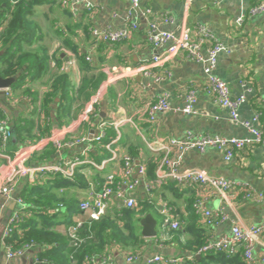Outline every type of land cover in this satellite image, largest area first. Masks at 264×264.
Listing matches in <instances>:
<instances>
[{
  "label": "crops",
  "instance_id": "crops-1",
  "mask_svg": "<svg viewBox=\"0 0 264 264\" xmlns=\"http://www.w3.org/2000/svg\"><path fill=\"white\" fill-rule=\"evenodd\" d=\"M92 1L94 6L91 9L85 2H78L74 5L75 12L61 5V0H49L33 8L29 20L36 29L32 43L25 44L24 49L36 55L43 65L36 75L26 77L25 87H31L36 95H25L21 90L14 93L11 88L10 95L0 91V109L6 114L11 127L13 119L32 117L36 123L34 132H46L44 134L47 135L43 134L36 143V151L44 152L54 147L48 160L36 159L35 151L26 161L28 166L65 162L88 148L86 157L90 162L77 166V169L84 174L90 186L98 173L104 178L109 173L121 177L122 159L126 156L146 166L144 178L153 183L151 190L147 191L143 184H139L134 191H127V195L135 197L137 203L151 205L152 211L148 213L158 220L157 236L144 237L145 244L137 253L112 244L109 255L97 260L103 264H146L150 257L162 255L178 259L177 262L181 263L194 261L192 251L171 235L179 229L171 227L172 221L178 220L187 228L190 239L217 238L230 233L234 225L246 227L263 222L264 197L257 201L246 198L244 194L246 189H250L264 195V146L260 144L238 151L232 160H227L223 150L213 146L184 153L180 172L205 170L210 176L233 182L235 186L225 192L208 184L181 188L168 178L155 180L164 156L161 147L171 138L183 139L189 133L249 137L248 129L241 122H250L264 132V12H251V8L263 0H142V7L149 11L150 18H155L162 29L179 33L184 28H190L195 37L198 28L205 27L209 34L202 49L205 56L216 44L225 47L218 54L214 73L229 84L234 97L246 95V101L238 110L239 122H235L229 110L207 90L205 63L190 58L185 52L160 64L151 63L153 56L163 53L167 45L155 48L149 41L146 18H141L139 25L131 29L129 37L120 42H96L91 34L87 35L92 28L130 29L127 16L129 0ZM88 56L91 60L86 59ZM146 63L151 64V74L132 71ZM27 68L25 64L22 69L25 71ZM63 74L68 77L70 98L53 89ZM242 81L245 86L241 85ZM191 91L196 92L195 112L186 114L181 109ZM48 92L54 95L46 97ZM166 93L172 109L155 113V120L150 121V102ZM97 97L99 100L94 102ZM64 106L70 110L67 111ZM89 108H93L94 112L89 114ZM102 122L107 124L103 142L110 137L111 130L114 131L111 149L116 154V158L108 161L102 169L95 167L94 164L99 163L90 154L99 144L96 141L63 148H57L51 141L52 135H58L65 142L83 136L91 138ZM23 144L16 142L14 135L6 146L3 147L0 142V187L10 170V159ZM152 166L153 175L150 173ZM50 176L17 179L10 196L0 193V217L10 209L12 213L19 209L17 198L23 196L28 184L43 185ZM132 177L144 179L137 172ZM51 192L68 200H91L90 187L83 188L80 184L51 188ZM197 199L202 200L205 208L219 212L214 224L207 225L205 216L195 210ZM13 202L15 205L10 208ZM124 208L123 201L114 196L106 213ZM66 209L68 207H61L60 214L52 221L56 223L52 227L68 236V251L75 260L83 244L91 239L95 220H91L88 213H82L80 207L79 212L73 214L72 224L77 219L84 220L79 233L81 242L76 244L68 231L72 224H66L64 219ZM27 216L30 218L32 215ZM241 248L223 254L235 255ZM1 249L4 250L2 242ZM38 251V247H33L25 258L8 259L4 256L16 264L21 263H18L20 258L37 264ZM263 255L264 243L259 242L255 247V264H264L261 261ZM222 262L217 259L211 264Z\"/></svg>",
  "mask_w": 264,
  "mask_h": 264
},
{
  "label": "built area",
  "instance_id": "built-area-1",
  "mask_svg": "<svg viewBox=\"0 0 264 264\" xmlns=\"http://www.w3.org/2000/svg\"><path fill=\"white\" fill-rule=\"evenodd\" d=\"M12 3L18 0H10ZM78 2H85L88 9L93 8L94 3L92 0H61V4L75 10L74 5ZM129 9L127 12L128 19L130 21V29H111V28H92L91 33L93 39L96 42H120L125 38H128L131 29L136 28L139 25L141 18L147 19L148 29L147 37L155 48L167 45L165 51L161 54L153 56V64H160L174 58L181 52H185L190 58L199 62L205 63V73L207 76V90L213 93L216 101L223 107L227 108L235 122H239V107L246 101V95L234 97L232 95L229 84L218 77L214 73V69L217 63L218 54L225 50V47L219 44L214 45L209 49L208 55L205 56L202 53L204 43L208 37V30L201 26L197 30V35L194 37L190 28H184L179 33L174 31H168L162 29L158 21L155 18H150V13L142 7V0H129ZM75 12V11H74ZM252 13L264 12V0L251 8ZM241 22V18L239 19ZM87 60H91L88 56ZM73 64H76V60H73ZM151 64H143L137 68H133V72H144L145 74H151L149 71ZM241 85L245 86V82H241ZM7 95L11 94L10 88L4 89ZM99 98H95L93 101L97 102ZM196 102V92L191 91L187 97L185 106L181 109L183 113L192 114L195 112L194 103ZM171 104L169 102V95L163 94L157 100L151 101L148 109L150 121L155 120L154 114L157 112H164L171 110ZM93 108L88 109V113H93ZM246 126L249 131V137H224L210 134H192L189 133L183 139L171 138L166 145L161 147L164 156L161 160L156 181H163L165 178L173 180L181 188L192 184H208L221 192L230 190L235 184L223 178H216L210 176L205 170H190L185 172L179 171V165L182 162L184 153L191 149L203 150L209 146L217 147L224 152V156L227 160H232L235 154L240 150H245L249 146L254 144H260L264 146V132L255 127L250 122H241ZM107 124L102 122L98 125L97 131L92 133L91 138L87 136L79 137L71 141H62L58 135H52L51 141L57 148L73 147L81 142L96 141L103 145V140L107 135ZM14 132L11 128L8 119L0 120V142L4 147L7 142L13 137ZM113 139L106 144L107 148L111 152V156L104 158L101 163L94 164L97 168H103L108 161L116 158V154L111 149ZM38 144L26 142L15 152L14 156L10 159V170L5 176V183L0 187V193L4 196H10L15 189L16 180L19 178L35 177L36 175H55L62 174L66 178H73L77 166L90 162L87 159L89 152L88 148H85L79 156L68 161H60L54 163H44L37 166H28L26 161L37 150ZM175 148V151H172ZM123 160V167L121 172V180L117 181V177L114 173H109L106 176L104 184L99 188L97 184L92 183L90 186L91 200H84L80 202V211L82 213H88L91 220H99L105 215L111 198L116 196L120 198L125 207L133 208L137 205L136 198L131 195H127V191L132 192L139 184H143L145 190L150 191L153 183L144 178L146 176L147 168L144 164L136 163L130 156H126ZM137 172L144 179L133 178L132 176ZM155 181V182H156ZM238 185V184H237ZM245 197L261 201L264 197L261 193H254L250 189L245 190ZM19 209L16 210L10 216L7 225L5 226L2 243L6 258L12 259L16 257L24 256L33 247H37L34 243L26 244L25 246L15 249L12 244H8L6 240L11 236L13 230L18 226L20 222L27 216L26 208L28 205L24 199L20 196L17 198ZM195 210L205 216L207 225H212L219 217V212L211 209H207L202 205V200L197 199L194 202ZM168 225V224H166ZM178 220L171 222V227L176 229L179 227ZM84 226V220L77 219L69 227V235L73 242L79 244L81 237L79 236L80 229ZM259 242L264 243V221L257 225L242 227L234 225L230 233H225L215 238L209 237L205 244L200 248L199 253L202 252H227L233 253L238 248H244L245 259L248 264H255V247ZM132 256L130 259H132ZM178 259L165 258L162 255H154L147 260L146 264H163V263H175ZM262 263H264V255L261 257ZM90 264H103L93 258Z\"/></svg>",
  "mask_w": 264,
  "mask_h": 264
},
{
  "label": "trees",
  "instance_id": "trees-1",
  "mask_svg": "<svg viewBox=\"0 0 264 264\" xmlns=\"http://www.w3.org/2000/svg\"><path fill=\"white\" fill-rule=\"evenodd\" d=\"M49 0H18L12 3L10 0H0V51L4 50V54L0 57V72L3 77L17 76L21 72L17 81L12 85L11 90L17 93L19 90L22 94L35 96L36 92L31 87H25V79L28 76L36 75L41 67L42 62L36 58L31 52L24 49V45L32 43L35 27L30 23L29 15L35 6L48 2ZM91 31H87L89 35ZM28 65L27 70L23 71V66ZM58 82V83H57ZM54 84L56 91L60 90L62 96L69 97L70 87L68 85V77L63 74L61 80ZM61 82V84H59ZM54 95L48 92L46 97ZM66 110H70L64 106ZM61 117V116H59ZM6 114L0 109V120L6 119ZM62 121V120H61ZM60 121V122H61ZM35 120L32 117L14 120L12 129L16 142L23 144L26 142L37 143L43 136L36 134ZM47 135V134H44ZM114 136V131L111 130L110 137L104 141V144L96 145L92 154L98 163H101L104 158L111 156V152L105 146L111 141ZM54 147H49L44 152L36 151L34 156L39 160H48ZM95 169V168H94ZM154 166L150 168V173L153 175ZM49 180L44 181L43 185L28 184L22 198L28 205L26 208L27 214L22 222L13 230L11 236L6 240L8 244H12L13 248L18 249L26 244L34 243L39 251L37 254V264H90L93 258H102L109 255V250L112 244H117L123 249H128L133 253H137L145 244V238L141 233L140 219L151 212V205L147 203H137L133 208H124L113 213L108 212L99 220L93 221L94 233L91 239L85 242L82 248L74 257L68 251L69 238L56 228H53L52 223L55 216L60 214V209L63 206L66 209L65 221L66 224H72V216L79 212L80 201L78 199L59 198L51 192V188L60 186H70L80 184L83 188L90 187V182L84 174L76 168L73 179L66 178L61 174L50 176ZM93 183L100 188L105 178L98 173L93 177ZM121 177L117 178V181ZM189 230L179 225V229L171 232L173 238L179 240L182 246L189 248L194 254V261L181 263H164V264H211L212 261L221 259L222 264H247L245 260L244 248H241L235 255L226 256L223 252H205L200 253L198 260V251L205 244L206 238L190 239L187 236ZM186 236V237H185ZM242 251V252H241ZM204 254V255H203Z\"/></svg>",
  "mask_w": 264,
  "mask_h": 264
},
{
  "label": "water",
  "instance_id": "water-1",
  "mask_svg": "<svg viewBox=\"0 0 264 264\" xmlns=\"http://www.w3.org/2000/svg\"><path fill=\"white\" fill-rule=\"evenodd\" d=\"M4 54V50L0 51V57ZM21 75V73L17 74V76H10V77H3L1 75L0 72V91L2 93L5 94V90L7 88H11L12 85L17 81L18 77ZM15 205V202H13V205H11L10 208H13ZM12 215V210H8L5 214H3L0 217V264H16L12 262V260H6L5 259V251L1 249V242H2V235L5 229V226L8 223V220L10 218V216ZM140 224L142 226V235L144 237H155L158 234V230H157V225H158V220L151 214L148 213L146 214L141 220H140ZM28 256L25 255L23 256L24 258ZM21 261V263H20ZM18 263L20 264H31L32 262L27 261L25 259L22 260V258H20L18 260Z\"/></svg>",
  "mask_w": 264,
  "mask_h": 264
},
{
  "label": "rangeland",
  "instance_id": "rangeland-1",
  "mask_svg": "<svg viewBox=\"0 0 264 264\" xmlns=\"http://www.w3.org/2000/svg\"><path fill=\"white\" fill-rule=\"evenodd\" d=\"M62 5V4H61Z\"/></svg>",
  "mask_w": 264,
  "mask_h": 264
}]
</instances>
